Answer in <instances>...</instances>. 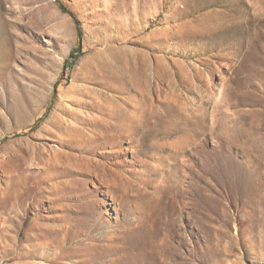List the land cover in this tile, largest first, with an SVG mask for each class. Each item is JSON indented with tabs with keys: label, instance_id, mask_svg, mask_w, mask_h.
<instances>
[{
	"label": "rangeland",
	"instance_id": "rangeland-1",
	"mask_svg": "<svg viewBox=\"0 0 264 264\" xmlns=\"http://www.w3.org/2000/svg\"><path fill=\"white\" fill-rule=\"evenodd\" d=\"M0 264H264V0H0Z\"/></svg>",
	"mask_w": 264,
	"mask_h": 264
},
{
	"label": "trees",
	"instance_id": "trees-1",
	"mask_svg": "<svg viewBox=\"0 0 264 264\" xmlns=\"http://www.w3.org/2000/svg\"><path fill=\"white\" fill-rule=\"evenodd\" d=\"M61 8H62L63 10H65V11H67V8H66L63 4H61ZM79 33H80V35H82V34H81V31H79ZM77 50H78V51L81 50V45L78 46V49H77ZM77 50H75V51L73 52V57H77L76 54H75Z\"/></svg>",
	"mask_w": 264,
	"mask_h": 264
}]
</instances>
